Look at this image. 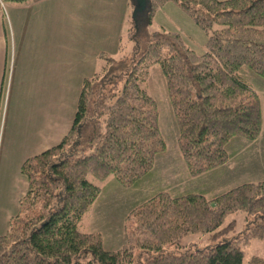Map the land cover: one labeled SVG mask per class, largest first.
<instances>
[{
  "label": "trees",
  "instance_id": "trees-1",
  "mask_svg": "<svg viewBox=\"0 0 264 264\" xmlns=\"http://www.w3.org/2000/svg\"><path fill=\"white\" fill-rule=\"evenodd\" d=\"M29 1L0 0V15L1 3ZM145 1V17L136 14L127 32L130 50L119 46L117 59L101 53L100 71L81 81L67 133L21 163L26 188L18 214L0 235V264H264L257 256L244 263V246L264 240V180L213 198L157 190L130 210L125 243L116 250L104 247L99 232L78 229L109 180L132 188L167 152L157 102L144 88L152 66L163 77L188 176L223 167L236 139L250 143L261 135L260 96L242 73L264 81V0ZM171 1L206 34L205 52L189 48L176 31H149L153 16ZM237 213L247 220L242 238L166 251L181 248L189 234L214 239L229 232L233 223L223 222Z\"/></svg>",
  "mask_w": 264,
  "mask_h": 264
},
{
  "label": "rangeland",
  "instance_id": "rangeland-1",
  "mask_svg": "<svg viewBox=\"0 0 264 264\" xmlns=\"http://www.w3.org/2000/svg\"><path fill=\"white\" fill-rule=\"evenodd\" d=\"M144 1L140 9L135 11L133 1L129 0L131 6L125 17L126 22L123 27L121 25L115 52L107 53L106 56L114 59L120 57L117 50L119 46L123 47L124 52L130 50L127 32L136 14L140 19L145 17ZM148 29L151 32L176 31L182 35L189 48L198 54L205 52L206 34L175 2H167L161 7L153 16ZM109 46L112 47V44ZM38 47V51L22 55L20 61L17 58L15 62L14 50H11L7 74L0 92V233L7 226L6 217L13 202L24 195L22 192L26 184L19 179L21 163L56 145L67 133L75 112L81 81L98 73L103 65L98 60L94 67L91 66L92 70L86 66L72 71L59 69L52 74L55 70L52 69L51 73L46 64L50 57L49 50L45 45ZM95 47L101 48L100 45ZM34 56L41 61H32ZM242 75L260 96V137L250 143L236 139L231 144V151L229 149L231 159L223 167L190 177L178 155L177 131L166 99L163 77L159 67L152 66L144 88L157 102L159 125L166 140L167 152L155 159L151 176L132 188L121 189L116 182L109 180L103 186L101 196L83 216L78 229L81 232H99L104 247L116 250L125 243L123 229L128 224L130 210L157 190H166L174 195L195 192L213 198L239 184L264 180V81L248 72ZM230 222L233 223V229L214 239H210L209 235L189 234L181 240V248L170 247L166 251L179 254L185 250H201L222 241L242 238L247 223L245 215L237 213L228 216L222 227ZM244 250V263L252 256L264 259V240H252L244 246Z\"/></svg>",
  "mask_w": 264,
  "mask_h": 264
},
{
  "label": "crops",
  "instance_id": "crops-1",
  "mask_svg": "<svg viewBox=\"0 0 264 264\" xmlns=\"http://www.w3.org/2000/svg\"><path fill=\"white\" fill-rule=\"evenodd\" d=\"M142 1L134 0L136 10L140 9ZM130 6L129 0H30L22 6L6 4L0 15V92L12 49L15 62L17 58L20 61L22 55L38 51V45H45L50 52L46 62L48 69L51 73L55 70L52 74L59 69L72 71L94 67L98 60L101 61V53L115 52ZM108 50L111 52H106ZM36 60L41 61L34 56L32 61ZM20 177L21 183L26 184L21 174ZM21 198L13 202L6 217L7 226L0 235L18 214Z\"/></svg>",
  "mask_w": 264,
  "mask_h": 264
},
{
  "label": "built area",
  "instance_id": "built-area-1",
  "mask_svg": "<svg viewBox=\"0 0 264 264\" xmlns=\"http://www.w3.org/2000/svg\"><path fill=\"white\" fill-rule=\"evenodd\" d=\"M1 7H2V9H3V11H4V4L1 3Z\"/></svg>",
  "mask_w": 264,
  "mask_h": 264
},
{
  "label": "water",
  "instance_id": "water-1",
  "mask_svg": "<svg viewBox=\"0 0 264 264\" xmlns=\"http://www.w3.org/2000/svg\"><path fill=\"white\" fill-rule=\"evenodd\" d=\"M146 1H144V4H145Z\"/></svg>",
  "mask_w": 264,
  "mask_h": 264
}]
</instances>
